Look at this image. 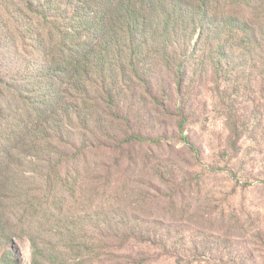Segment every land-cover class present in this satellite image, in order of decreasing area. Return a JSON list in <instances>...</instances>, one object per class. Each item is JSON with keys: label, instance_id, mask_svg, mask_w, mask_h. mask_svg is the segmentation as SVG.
<instances>
[{"label": "trees", "instance_id": "1", "mask_svg": "<svg viewBox=\"0 0 264 264\" xmlns=\"http://www.w3.org/2000/svg\"><path fill=\"white\" fill-rule=\"evenodd\" d=\"M5 7L23 54L0 59V264H17L26 241L31 264H106L102 239L137 240L127 216L101 218L96 186L80 193V162L104 141L123 158L129 144L146 142L130 134L138 100L156 113L173 100L185 134L196 87L226 105L235 145L230 94L264 79V0H9ZM101 101L124 115L104 121ZM116 119L130 136L121 142L111 131ZM78 195L83 218L67 211Z\"/></svg>", "mask_w": 264, "mask_h": 264}, {"label": "rangeland", "instance_id": "2", "mask_svg": "<svg viewBox=\"0 0 264 264\" xmlns=\"http://www.w3.org/2000/svg\"><path fill=\"white\" fill-rule=\"evenodd\" d=\"M7 1L0 0V59L13 51L23 54L19 40L11 37ZM230 95L239 119L240 139L235 145L225 121L226 105L196 87L187 99L191 111L185 134L179 132V111L171 106L173 100L157 113L151 104L143 108L138 100L130 134L137 133L146 142L129 144L125 158L114 149V142L104 141L107 145L95 156L86 152L87 160L80 162V193L96 186L101 218L111 215L108 221L117 222L127 216L137 240L102 239L106 264H264V79L253 78L247 90ZM100 109L106 122L115 119L112 113L124 115L116 112L124 109L107 108L102 101ZM113 124L118 142L130 137L124 136L127 130L118 119ZM91 130L99 135L98 129ZM189 144L199 148L200 156ZM83 195L89 197L90 190ZM81 202L70 200L67 211H77L76 217L83 218ZM89 235L99 238L100 233ZM16 258L17 264H31L27 241L19 243ZM94 262L103 264L96 258Z\"/></svg>", "mask_w": 264, "mask_h": 264}]
</instances>
